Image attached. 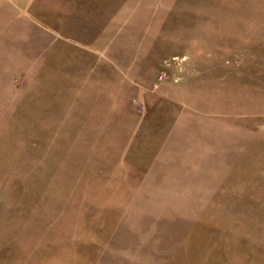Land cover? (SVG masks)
Segmentation results:
<instances>
[{"label": "rangeland", "instance_id": "obj_1", "mask_svg": "<svg viewBox=\"0 0 264 264\" xmlns=\"http://www.w3.org/2000/svg\"><path fill=\"white\" fill-rule=\"evenodd\" d=\"M0 264H264V0H0Z\"/></svg>", "mask_w": 264, "mask_h": 264}]
</instances>
